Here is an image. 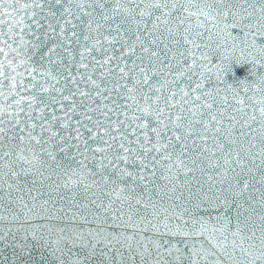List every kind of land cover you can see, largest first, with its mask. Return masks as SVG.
<instances>
[{
    "label": "snow or ice",
    "instance_id": "snow-or-ice-1",
    "mask_svg": "<svg viewBox=\"0 0 264 264\" xmlns=\"http://www.w3.org/2000/svg\"><path fill=\"white\" fill-rule=\"evenodd\" d=\"M0 264H264V0H0Z\"/></svg>",
    "mask_w": 264,
    "mask_h": 264
},
{
    "label": "water",
    "instance_id": "water-1",
    "mask_svg": "<svg viewBox=\"0 0 264 264\" xmlns=\"http://www.w3.org/2000/svg\"><path fill=\"white\" fill-rule=\"evenodd\" d=\"M248 65L236 66L234 65V74L229 73L227 79L229 82L238 83L240 79H244L248 75ZM250 78V77H249Z\"/></svg>",
    "mask_w": 264,
    "mask_h": 264
}]
</instances>
